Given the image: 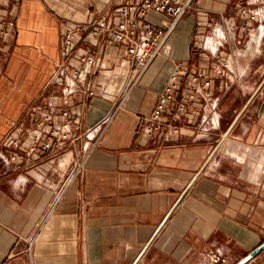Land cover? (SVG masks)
<instances>
[{
  "label": "crops",
  "instance_id": "crops-1",
  "mask_svg": "<svg viewBox=\"0 0 264 264\" xmlns=\"http://www.w3.org/2000/svg\"><path fill=\"white\" fill-rule=\"evenodd\" d=\"M115 2L0 0V29H10L0 37V264H212L214 255L237 264L264 242V0H196L118 110L126 49L81 33L61 52L66 27L115 21ZM244 6L257 12L253 21ZM219 27L227 37L211 53L203 43ZM86 54L95 57L88 73ZM60 63L86 73L94 94L65 104ZM178 64L184 78L210 77L219 129L201 132L200 107L177 130L138 128ZM188 93L183 84L176 97ZM66 107L80 113V128L57 149L50 131ZM49 112L53 120L37 126ZM111 114L83 174L68 183L87 131ZM47 140L54 145L44 150ZM247 264H264V251Z\"/></svg>",
  "mask_w": 264,
  "mask_h": 264
},
{
  "label": "built area",
  "instance_id": "built-area-1",
  "mask_svg": "<svg viewBox=\"0 0 264 264\" xmlns=\"http://www.w3.org/2000/svg\"><path fill=\"white\" fill-rule=\"evenodd\" d=\"M9 4H18L22 0H4ZM118 6V17L115 21L107 18L93 19L88 23L78 27H66L61 43V52L66 55L69 50L76 45L78 34L88 33L97 39L109 38L124 47L127 51L129 62V81L125 95L119 102L117 110L121 108L127 95L139 84L140 80L147 72L152 62L161 55L164 46L168 42L177 24L184 18L188 10L196 0H115ZM152 14L165 15L169 18L167 24L157 23L152 18ZM240 14L248 16L250 20L257 17V12L249 11L246 6L241 7ZM156 20V21H155ZM7 26H12L13 21L10 19L3 20ZM264 28V24L261 25ZM246 27V24L244 25ZM9 28L0 29V37L8 36ZM226 34L217 28L210 36L204 40L203 46L211 53H216L218 49L224 45ZM81 62L88 65L86 73L90 72L95 64V57L86 54L80 58ZM86 73H81L78 69L67 63H60L56 70V76L66 79L65 86L62 88L65 104L69 102V96L76 92H86L93 95L94 91L86 85ZM186 84L189 93L181 95L180 99L176 97V91ZM210 77L203 73L192 74L188 78H184L181 65L174 67L164 89L158 96L155 108L149 116L143 117L138 128L149 135L154 130H165L167 126L171 130H177L174 124L182 119L184 113L188 110L201 108V116L199 128L205 135L210 130H217L221 124V117L218 112V98L214 97L210 91ZM200 98V99H199ZM174 105L171 107V104ZM115 110V112L117 111ZM114 113V112H113ZM165 114L168 120L164 121ZM81 115L75 108L66 107L62 111V123L59 128L50 131V138L57 141L56 147L60 148L62 143L73 134V130L80 128L78 122ZM113 114L107 116L102 123L92 127L86 133V142L83 145L84 157H81L74 163V168L68 179L70 183L73 179L80 176L84 172L85 156L95 147L105 131L106 126L112 119ZM70 118H74L76 122H72ZM53 120V115L49 112L37 121V126L42 127L47 122ZM40 137H35V143L31 150H35L38 146ZM52 140L43 143L44 150L53 147ZM2 158L4 156L0 155ZM17 156H11L16 159ZM61 195H59L58 199ZM33 239L30 241L32 246ZM226 259L220 255H214L212 264L225 262Z\"/></svg>",
  "mask_w": 264,
  "mask_h": 264
},
{
  "label": "water",
  "instance_id": "water-1",
  "mask_svg": "<svg viewBox=\"0 0 264 264\" xmlns=\"http://www.w3.org/2000/svg\"><path fill=\"white\" fill-rule=\"evenodd\" d=\"M262 251H264V242L260 244L257 248H255L250 254H248L245 258L239 261L237 264H247L256 256H258Z\"/></svg>",
  "mask_w": 264,
  "mask_h": 264
}]
</instances>
